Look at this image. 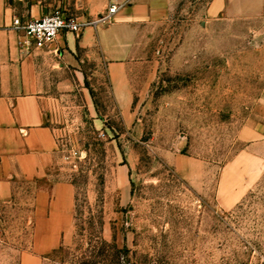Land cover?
<instances>
[{"label":"rangeland","instance_id":"1","mask_svg":"<svg viewBox=\"0 0 264 264\" xmlns=\"http://www.w3.org/2000/svg\"><path fill=\"white\" fill-rule=\"evenodd\" d=\"M44 1L50 14L70 0ZM209 1L182 0L156 63L132 71L130 108L92 62L56 93L50 179L75 187L74 235L48 264H264V76L248 73L241 22L208 27ZM220 188L240 198L233 208ZM19 199L0 210V264L30 247Z\"/></svg>","mask_w":264,"mask_h":264},{"label":"crops","instance_id":"2","mask_svg":"<svg viewBox=\"0 0 264 264\" xmlns=\"http://www.w3.org/2000/svg\"><path fill=\"white\" fill-rule=\"evenodd\" d=\"M110 1L70 0L64 9L81 21L97 19ZM181 2L113 0L117 10L110 23L86 27L79 35L61 33L47 47L26 54L18 46L12 20L43 17L52 5L44 0H0V210L21 202L24 192L23 203L31 208L32 240L19 264H48L51 254L73 240L75 187L50 179L59 150V131L51 115L56 93L81 84L83 64L92 62L104 67L119 106L130 108L132 71L156 63L160 38ZM205 14L208 27L239 21L249 30L243 54L248 73L264 76V0H210ZM261 92L264 106V86ZM226 176L227 167L224 180ZM221 192L222 208L239 202L234 190L228 197Z\"/></svg>","mask_w":264,"mask_h":264},{"label":"built area","instance_id":"3","mask_svg":"<svg viewBox=\"0 0 264 264\" xmlns=\"http://www.w3.org/2000/svg\"><path fill=\"white\" fill-rule=\"evenodd\" d=\"M116 10L117 6L111 0L107 12L97 19L81 21L78 15L63 9L28 21L14 18L11 29L18 33L19 48L29 54L47 47L61 33L79 35L86 27L110 23Z\"/></svg>","mask_w":264,"mask_h":264}]
</instances>
